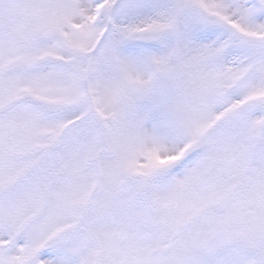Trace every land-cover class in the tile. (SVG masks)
Instances as JSON below:
<instances>
[{"label":"snow or ice","instance_id":"1","mask_svg":"<svg viewBox=\"0 0 264 264\" xmlns=\"http://www.w3.org/2000/svg\"><path fill=\"white\" fill-rule=\"evenodd\" d=\"M0 264H264V0H0Z\"/></svg>","mask_w":264,"mask_h":264}]
</instances>
